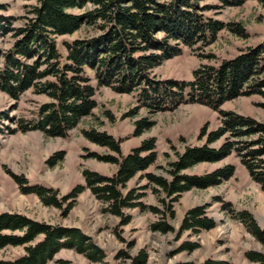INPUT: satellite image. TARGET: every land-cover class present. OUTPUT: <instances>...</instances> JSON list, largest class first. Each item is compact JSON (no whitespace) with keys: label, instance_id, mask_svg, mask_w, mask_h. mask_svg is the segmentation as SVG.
Returning <instances> with one entry per match:
<instances>
[{"label":"trees","instance_id":"obj_1","mask_svg":"<svg viewBox=\"0 0 264 264\" xmlns=\"http://www.w3.org/2000/svg\"><path fill=\"white\" fill-rule=\"evenodd\" d=\"M248 0H37L27 13L25 22L12 27L11 19L0 16V38L12 40L7 50L0 48V91L13 100L32 90L48 98L40 105L32 125L19 121L20 130L42 132L50 138H65L79 122L91 115L96 107L93 97L97 88L109 87L117 93L136 94L137 108L154 115L174 110L181 104H201L219 111L222 125L207 132L203 127L200 146L186 147L166 170L167 177L146 174V178L168 201L162 204L170 218L171 204L181 194L193 189L203 190L218 185L233 176L234 167L226 165L210 173L187 175L184 171L201 163H217L236 152L251 178L264 190V124L220 107L239 97L264 96V43L246 48L218 66H202L194 71L190 82L155 80L153 69L163 61L180 55L182 47H207L216 35L227 29L243 36L240 24H225L206 16L228 7H239ZM264 10V0H256ZM93 34L63 42L64 54L57 49V38L72 36L82 28ZM92 72L93 78L86 73ZM92 79L95 84H92ZM154 123L150 117L134 122L133 135L141 136ZM89 141L119 153V144L110 136L93 130L83 132ZM227 135L229 137L225 138ZM224 138V139H223ZM223 139L218 147L213 144ZM232 139V140H230ZM155 139L143 140L120 159L98 158L116 165L111 177L84 172L92 194L105 205V212L123 218L124 209L142 208V194L135 189L122 193L128 182L145 172L157 159ZM48 163H53L50 159ZM75 187L63 199L72 200L81 193ZM141 187L139 190H143ZM35 194L46 206L59 207L55 193L42 187L24 192ZM71 204L64 212H67ZM157 213L158 210L151 208ZM212 219L205 216V207H193L181 219L177 235L185 231L211 230ZM151 229L161 234L173 232L160 220ZM253 234L261 237L255 226ZM40 240L36 241L37 238ZM32 244V245H30ZM24 247L25 254L3 264H47L63 249L74 250L91 262H101L103 253L90 243L80 230L50 226L17 213H0V251L5 247ZM198 246L183 243L180 251H194ZM261 259L256 256V259ZM130 264H146L140 252ZM192 264V263H182ZM200 264H227L206 260Z\"/></svg>","mask_w":264,"mask_h":264},{"label":"rangeland","instance_id":"obj_2","mask_svg":"<svg viewBox=\"0 0 264 264\" xmlns=\"http://www.w3.org/2000/svg\"><path fill=\"white\" fill-rule=\"evenodd\" d=\"M36 3L37 0H0V16L10 18L12 27H19ZM206 16L225 24L242 25L243 36L225 29L207 47L188 49L181 46L180 55L163 61L153 69L150 78L190 82L198 68L218 66L246 48L264 43V10L256 0ZM91 34L93 32L84 27L72 36L57 38L59 53L64 54L63 42ZM11 43L8 37L0 38L2 50H7ZM86 72L93 78L90 70ZM92 84H95L93 79ZM93 100L96 107L90 116L83 118L65 138H50L39 131L22 132L19 124L23 120L31 126L40 105L48 102L47 97L30 90L19 100H13L0 91V213H17L50 226L78 229L103 253L102 261L95 263L74 250L63 249L47 264H130L140 252L146 256V264H200L206 260L264 264V190L251 178L236 152L220 162L201 163L183 172L202 175L226 165L234 167L230 179L207 189H193L181 194L171 204L173 218L162 204V200L168 203L164 195L156 193V188L144 178L146 174L167 177L166 170L177 154L186 147L204 143V138L199 139L203 127L210 132L222 125L219 111L201 104H181L174 110L154 115L140 108L135 116H130L129 113L138 106L136 94L117 93L109 87L97 88ZM219 110L264 124V96L239 97L224 103ZM143 117H150L154 125L136 137L133 135L134 122ZM91 130L118 142L119 153L85 138L83 132ZM149 138L155 139V163L121 189L123 194L131 189L142 194L139 202L143 207L124 209L123 216L129 221L121 225L123 218L105 212L106 205L92 194L84 172L111 177L116 172V165L98 158L120 159ZM223 139L212 147H218ZM50 159H53L51 164L48 163ZM35 186L55 193L59 207L46 206L35 194L24 193ZM78 186L83 188L81 193L65 201L63 198ZM141 187L145 189L139 190ZM69 204L70 209L64 212ZM198 206L205 207V216L214 221L215 227L208 231H185L178 236L182 217L186 211ZM151 208L158 210L157 213ZM160 220L166 221L173 232L153 231L151 226ZM254 226L262 233L261 237L253 234ZM183 243L198 247L192 252L180 251ZM24 254V247H5L0 251V264L12 262Z\"/></svg>","mask_w":264,"mask_h":264}]
</instances>
